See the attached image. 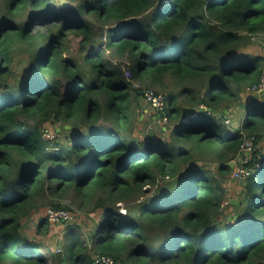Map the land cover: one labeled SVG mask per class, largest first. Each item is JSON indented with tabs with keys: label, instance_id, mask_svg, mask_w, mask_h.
Returning <instances> with one entry per match:
<instances>
[{
	"label": "trees",
	"instance_id": "trees-1",
	"mask_svg": "<svg viewBox=\"0 0 264 264\" xmlns=\"http://www.w3.org/2000/svg\"><path fill=\"white\" fill-rule=\"evenodd\" d=\"M65 1L0 0V264H58L56 250L28 239L21 224L52 186L80 200L100 194L96 207L146 197L126 214L104 203L86 228L87 246L69 235L66 264H92L93 255L125 264H264V102L241 98L259 83L264 57L239 53L244 35L264 33V0ZM42 22L45 33L36 29ZM99 36L146 88L132 93L102 44L94 46ZM15 57L26 60L17 77ZM151 88L167 92V121L135 134L134 107ZM245 137L254 138L253 173L230 198ZM146 186L153 192L145 195ZM229 207L234 213L220 219ZM48 226L41 219L37 230Z\"/></svg>",
	"mask_w": 264,
	"mask_h": 264
},
{
	"label": "rangeland",
	"instance_id": "rangeland-1",
	"mask_svg": "<svg viewBox=\"0 0 264 264\" xmlns=\"http://www.w3.org/2000/svg\"><path fill=\"white\" fill-rule=\"evenodd\" d=\"M52 3L59 5L60 3H66L65 0H51ZM166 4V2H165ZM45 23H39L38 26H36V29L45 33L46 32ZM244 34V33H241ZM78 42L79 40L74 39L71 42L70 45V53L74 56L78 53ZM94 46L102 44V55L105 58H108L111 60V65L115 67L117 70H119L122 73V77L131 84L132 86V93L134 89L138 88H146L139 85L138 81L134 76L131 74V62L127 59L126 56L119 57L114 55L112 50L110 51L105 39L101 36H99L96 41L93 43ZM106 44V46H105ZM103 46L105 47L103 49ZM101 50V49H100ZM240 54H247L250 56H260L264 57V33L253 35L246 37L244 35L242 39V47L239 48ZM65 57H69V55H65ZM25 58L23 57H15L14 62V72L16 73V77L20 75L23 68L25 67ZM264 74V72H263ZM167 84V90L172 91L174 93H177L179 88H177L171 79H166ZM152 89V88H151ZM156 90V88L153 87V90ZM162 94L166 95L167 92L163 91ZM258 100L260 102H264V92L260 94H256ZM254 94H249L247 92V89L244 93L241 94V98L243 100L245 98H248L249 101H252L254 99H257ZM140 109L134 107V122H133V129L135 131V134L139 132H158L161 127H164V123L158 121L155 119V114L153 113L150 108H144L145 106L143 104V101L141 99L140 101ZM134 106V104H133ZM260 108V107H259ZM236 115V114H234ZM240 120V121H239ZM243 117L240 115L237 119H231V123L227 125L226 127H232V126H238L240 122H242ZM46 129L50 132L53 131V126L47 124ZM49 136H52V133H49ZM260 149H261V155L264 157V138L261 140L260 143ZM261 178L258 176L256 179ZM240 182L230 181L227 184V187L229 188V197L234 198L239 193V190H241V185H243ZM50 187V186H49ZM53 190V186L50 187ZM49 190H45L44 194H41L38 196L35 206L37 207V210H34L31 212L29 220H22L21 224L24 223V232L28 239L38 242L42 241V243L53 249L58 248H64L70 245L71 241L68 239L70 234H75V238L82 239V243L87 246L85 235H86V228L89 230V227L92 225V221L96 220L98 221L100 219V214L102 213V206L104 203H110L115 209L118 210L120 214H126V206H131L133 202H139L142 200H145L146 197H138V195L135 196H128V199H126V202H115L113 200L104 201L100 207H96L95 201L99 198L104 199L100 194H94L88 198H84L83 200L77 199L74 197L73 193H67V194H61V193H53ZM54 191V190H53ZM150 192H153V189L151 186H146L144 189V194L148 195ZM238 202V201H237ZM61 204L62 207L68 208V210L74 215L75 222L69 223L65 225L55 226L51 227L48 226L47 230H40L38 232L37 228L39 225V221L41 219H44L45 212L48 208H51L50 205L52 204ZM224 205H222L223 207ZM225 207V206H224ZM223 207V208H224ZM222 208V210H223ZM220 219L225 218L227 215L234 213V210L232 208L225 209L224 211H221ZM233 215H230L231 217ZM235 216V215H234ZM228 217V218H229ZM93 219V220H92ZM86 226V227H85ZM79 233V235H77ZM37 249L43 253L46 254V256H49V253H47L46 250H44V247H41L38 243L36 244ZM89 246V245H88ZM90 249V247H88ZM93 255V254H91ZM94 256V255H93Z\"/></svg>",
	"mask_w": 264,
	"mask_h": 264
},
{
	"label": "built area",
	"instance_id": "built-area-1",
	"mask_svg": "<svg viewBox=\"0 0 264 264\" xmlns=\"http://www.w3.org/2000/svg\"><path fill=\"white\" fill-rule=\"evenodd\" d=\"M249 94H260L264 92V74L262 75L258 84L250 86L247 88ZM142 100L145 105L148 106L156 115L160 122L165 123L166 118V100L165 96L160 93H155L152 89L143 92ZM229 121H226V124ZM49 136V134H48ZM50 137V136H49ZM52 137V136H51ZM253 137H245L238 149V160L240 163L236 166L233 178L240 181L248 179L252 173L253 169L249 166L251 161V153L253 151ZM235 165V164H234ZM264 166V165H263ZM226 203H223L225 205ZM44 219L55 227L60 225H65L75 222L74 215L66 208H48L45 212ZM92 264H125L124 262H117L112 257L107 255H95L92 258Z\"/></svg>",
	"mask_w": 264,
	"mask_h": 264
},
{
	"label": "water",
	"instance_id": "water-1",
	"mask_svg": "<svg viewBox=\"0 0 264 264\" xmlns=\"http://www.w3.org/2000/svg\"><path fill=\"white\" fill-rule=\"evenodd\" d=\"M143 107L146 108V106H143ZM66 128H68V127H66ZM230 166L232 167L233 163H231ZM230 204L231 205H238L239 202H237L236 200L232 199L230 201ZM237 218H238L237 216L233 217L234 220H237ZM231 220H232V217H229L228 221H231ZM55 250H56V252H55L54 258H55L56 262L58 264H66L65 261H64V256H63V252L61 251V249L58 248V249H55Z\"/></svg>",
	"mask_w": 264,
	"mask_h": 264
},
{
	"label": "clouds",
	"instance_id": "clouds-1",
	"mask_svg": "<svg viewBox=\"0 0 264 264\" xmlns=\"http://www.w3.org/2000/svg\"><path fill=\"white\" fill-rule=\"evenodd\" d=\"M103 38L105 39V42H106V37L104 36ZM105 46H106V44H105ZM104 48H105V47L103 46V49H104ZM101 50H102V48H101ZM262 93H263V92H262ZM145 106H146V105H145ZM146 108H148V106H146ZM148 109H149V108H148ZM150 110H151V109H150ZM153 113H154V112H153ZM155 116H156V115H155ZM155 119H157L158 121H160L158 118H155ZM227 120L229 121V123L226 124V121H227ZM227 120H224V124H225L226 126L230 124V120H229V119H227ZM233 166H234V164H233ZM233 166H232V167H233ZM222 205H223V204H222ZM94 256H95V255H94Z\"/></svg>",
	"mask_w": 264,
	"mask_h": 264
},
{
	"label": "crops",
	"instance_id": "crops-1",
	"mask_svg": "<svg viewBox=\"0 0 264 264\" xmlns=\"http://www.w3.org/2000/svg\"><path fill=\"white\" fill-rule=\"evenodd\" d=\"M62 249V248H61ZM45 250V249H44Z\"/></svg>",
	"mask_w": 264,
	"mask_h": 264
}]
</instances>
